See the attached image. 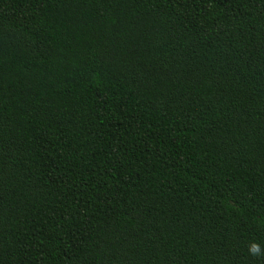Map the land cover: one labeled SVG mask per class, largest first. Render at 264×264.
<instances>
[{"label":"trees","instance_id":"trees-1","mask_svg":"<svg viewBox=\"0 0 264 264\" xmlns=\"http://www.w3.org/2000/svg\"><path fill=\"white\" fill-rule=\"evenodd\" d=\"M0 264H264V0H0Z\"/></svg>","mask_w":264,"mask_h":264},{"label":"clouds","instance_id":"clouds-1","mask_svg":"<svg viewBox=\"0 0 264 264\" xmlns=\"http://www.w3.org/2000/svg\"><path fill=\"white\" fill-rule=\"evenodd\" d=\"M250 251H251L253 254H259V253H260V248H259L258 245L253 244V245L251 246Z\"/></svg>","mask_w":264,"mask_h":264}]
</instances>
